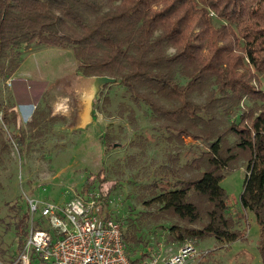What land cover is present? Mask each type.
I'll return each instance as SVG.
<instances>
[{"label":"trees","instance_id":"16d2710c","mask_svg":"<svg viewBox=\"0 0 264 264\" xmlns=\"http://www.w3.org/2000/svg\"><path fill=\"white\" fill-rule=\"evenodd\" d=\"M209 11L223 22L221 29L212 27ZM42 47L72 50L82 74L116 79L133 103L148 107L170 137H191L207 145L190 162L196 165L195 176H175L151 200L161 212L200 224L172 225L173 241L212 236L230 245L245 239V230L235 228L221 185L232 162L244 154L247 175L240 203L259 226L264 264V107L233 111L244 98L264 102V85L253 84L255 74L264 75V0H0V120L7 127L18 122L10 98L9 105L5 101L8 81L25 56ZM205 92L204 102L194 100ZM221 109L228 118L239 119L218 126ZM43 117L33 116L30 127ZM15 137L18 145L24 144L21 136ZM105 173L103 169L88 183H108ZM112 189L100 190L102 213ZM28 213L18 222L21 232ZM40 220L41 229L45 222ZM121 229L127 252L140 244L136 232ZM26 241L20 239L19 252ZM17 260L13 264H21ZM4 261L0 245V264ZM31 264L43 263L31 257Z\"/></svg>","mask_w":264,"mask_h":264},{"label":"rangeland","instance_id":"374dc122","mask_svg":"<svg viewBox=\"0 0 264 264\" xmlns=\"http://www.w3.org/2000/svg\"><path fill=\"white\" fill-rule=\"evenodd\" d=\"M209 19L214 29L223 24L213 11H209ZM58 49L40 51L25 62L30 70L38 63L46 65L44 71L48 73L50 70L62 74L58 88L41 103L44 117L36 119L39 122L36 127L31 128V121L24 117L16 127L15 124L7 127L0 120V245L5 252L4 264H13L18 257L20 239L26 240L32 228L40 229L38 213L30 214L22 232L18 228L23 214L28 213L29 200L63 206L79 197L93 196L99 200L100 190L112 187L104 214L124 230L129 227V234L136 232L141 240L128 251L132 260L144 254L172 255L184 243L171 239L170 227L198 228L200 224H189L173 214L161 212L160 205L151 200L161 193L160 185L174 182L175 176H195L196 165L190 162L207 151V145L191 137H170L160 122L153 119L148 107L133 103L116 79L102 86L93 101L90 121H83L79 128L84 116L81 117V101L87 97V86L94 77L80 72V63L72 50ZM255 75L253 84L263 88L264 75ZM7 89L5 101L9 105ZM206 96L208 92L197 95L194 100L204 102ZM56 103H67L68 111L63 114L55 110ZM263 107V100L244 98L239 109L233 111H258ZM228 119L235 121L239 117L228 118L221 109L217 125L226 126ZM15 135L21 136L24 144L18 145ZM243 155L232 162L221 185L235 228L245 230V239L230 245L219 244L212 236L187 241L198 252L188 264H262L258 251L259 226L253 213L245 212L240 203L247 175V158ZM103 169L108 183L99 185L97 180L88 183ZM87 183L90 188L86 190Z\"/></svg>","mask_w":264,"mask_h":264},{"label":"built area","instance_id":"2783aa9c","mask_svg":"<svg viewBox=\"0 0 264 264\" xmlns=\"http://www.w3.org/2000/svg\"><path fill=\"white\" fill-rule=\"evenodd\" d=\"M98 201L79 197L59 206L29 200V213L40 214L46 227L30 230L17 261L31 264L35 257L43 264H188L198 255L196 246L187 242L167 257L158 253L131 260L121 225L100 211Z\"/></svg>","mask_w":264,"mask_h":264},{"label":"crops","instance_id":"0c3cea01","mask_svg":"<svg viewBox=\"0 0 264 264\" xmlns=\"http://www.w3.org/2000/svg\"><path fill=\"white\" fill-rule=\"evenodd\" d=\"M54 50L57 51L59 49L55 47H42L28 53L25 56L20 68L8 81L7 87L9 91L10 102L13 106L11 110H13L16 113L18 124H20V122L24 118L25 120H29L30 122L33 118L32 116L33 115L35 116V114L38 111H40L41 113L44 112V110H40L41 103H43V101L46 102V96L49 95V93L54 92V90L58 88L60 84L58 83L59 76L62 75L50 70H48L50 72L48 73L46 72V70L44 71V68H46L47 66L38 63H36V66L32 70H30L28 69V67L25 66L26 65L25 62L31 59L40 51H54ZM95 80L96 79L94 78L91 82H89V86H87L88 89L85 93L87 97H85L81 101L82 102L81 117L82 115L84 116L80 120L82 121L84 120L85 122L86 120L88 122L90 121L89 119L90 112L92 111L91 110L92 107L90 106H93L92 101H94V99L97 97V94L95 96L93 94V87L95 84ZM65 104L56 103L55 105H57V108H55V110L63 111L62 113L64 114L69 109L68 104L67 105ZM81 125L82 122L79 121L78 127L81 128Z\"/></svg>","mask_w":264,"mask_h":264},{"label":"water","instance_id":"95a60500","mask_svg":"<svg viewBox=\"0 0 264 264\" xmlns=\"http://www.w3.org/2000/svg\"><path fill=\"white\" fill-rule=\"evenodd\" d=\"M94 78L96 79L95 82H96L98 79L101 80V84H100L99 91H100V89L102 88V86H105V85H107V84H110V83L115 82V79L110 78V77H94ZM99 91L97 92V96H98V94H99Z\"/></svg>","mask_w":264,"mask_h":264},{"label":"bare ground","instance_id":"6f19581e","mask_svg":"<svg viewBox=\"0 0 264 264\" xmlns=\"http://www.w3.org/2000/svg\"><path fill=\"white\" fill-rule=\"evenodd\" d=\"M100 84H101V80L100 79H98L96 82H95V84H94V87H93V94H94V96L97 94V92L99 91V88H100ZM91 88V87H90ZM90 90V89H89ZM88 90V91H89ZM90 95V94H89ZM93 102V101H92ZM88 107V106H87ZM90 107H92V106H90ZM86 115H87V113H86ZM83 118V117H82ZM82 123H83V121L82 120H80ZM87 121V120H86ZM82 126V125H81Z\"/></svg>","mask_w":264,"mask_h":264}]
</instances>
